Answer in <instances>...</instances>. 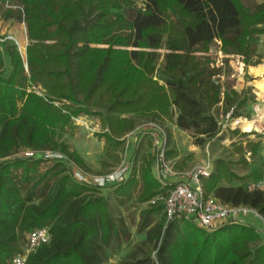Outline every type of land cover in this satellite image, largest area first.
<instances>
[{"label":"trees","instance_id":"obj_1","mask_svg":"<svg viewBox=\"0 0 264 264\" xmlns=\"http://www.w3.org/2000/svg\"><path fill=\"white\" fill-rule=\"evenodd\" d=\"M0 19L24 23L29 41L26 63L15 45L6 41L0 50V264H11L30 232L46 227L50 243L27 264H108L132 243L110 198L118 209L147 204L137 227L144 240L117 264H264L263 239L248 224L213 232L191 222L166 226L163 205L149 203L168 189L153 172L150 152H135L127 180L98 188L75 179L68 161L83 169L86 163L59 140L74 118H98L107 167L119 163L135 116L168 120L197 147L223 140L220 116L234 109V117H244L255 102L250 89L235 90L230 57L259 64L253 58L264 35V2L0 0ZM215 46L221 67L210 55ZM3 52L11 59L8 76ZM232 133L240 138L231 144L234 154L248 168L263 142ZM25 151L38 155L26 158ZM46 151L67 160L45 159ZM254 178L218 159L203 184L207 194L264 221V189H248Z\"/></svg>","mask_w":264,"mask_h":264},{"label":"rangeland","instance_id":"obj_2","mask_svg":"<svg viewBox=\"0 0 264 264\" xmlns=\"http://www.w3.org/2000/svg\"><path fill=\"white\" fill-rule=\"evenodd\" d=\"M139 3L142 4V1H139ZM9 37H13L14 40H7L8 45L6 47H9V45H15L24 62L26 63V49L29 44L26 25L24 23L17 22L16 20L4 21L0 19V39ZM3 49L4 45L0 42V50ZM162 53H164V51H162ZM210 55L216 60V66L221 67L223 65L222 62L224 56L217 46L213 47ZM3 58L5 62V76H8L12 71L11 59L7 52H3ZM230 58V65L232 68L231 81H233L235 87L237 85L239 76L243 77L245 75V72H243L245 69V62L243 58L239 56ZM223 80L225 79H222V81ZM58 105L59 104L56 103V106ZM256 107L258 106L255 105L254 108ZM243 114L247 115L244 112ZM248 116H250L248 119L251 120L256 116V114L255 112H252ZM245 117L246 116H244V118ZM135 119L137 121L136 129L138 130L136 131L135 129L133 131H136L135 134L131 135L129 139L127 160L125 157L127 143H125V150L120 154L119 163L113 165L112 167H107V165L110 163H107L104 155V141L97 135L104 132L101 121L98 118L84 115L76 117V120H73V129L64 133L62 138L59 140L60 142H63L69 146L70 152L78 153L82 157L87 167L84 168L85 171L94 176H103L113 172L114 169L122 165L125 161H130V157L133 160V163L136 164L135 154L137 153L136 151L138 149H140V155L150 152L156 162V155H153L152 152L154 147L153 142L150 141L149 136L152 133H156L151 126L153 124H157L161 126L167 134V158L168 160H171L173 163H175L176 171L190 172L196 165L203 164L208 160L213 162L214 167V162L216 160L224 159L230 164L231 169L238 175L245 176L247 172H249L251 175H255V178L250 180L248 184L255 182L257 179L264 180V158L262 154L256 159L252 160L249 159V155H247V158L249 159L248 161L251 163L250 167L248 168L240 164L238 161L239 159L234 154V148L231 146V144L232 142H237L240 138L234 135L232 132L237 130H228L225 132V138L223 140L216 139L208 142L203 147H197L194 144L193 139L187 133L179 130L168 120L153 118L152 116H135ZM239 131L241 133L250 134V136L246 139L262 141L264 147V123L260 125L258 130L253 131L252 133H247L242 130ZM125 138H127V136ZM138 140L141 142L138 143ZM168 152L171 154L170 156H168ZM262 152H264V150H262ZM23 153L24 152L21 153L22 156H24ZM233 185L236 186V184ZM110 206L112 214L116 217L122 216L132 233L131 245L124 247L120 255L111 256V262H108V264H115L113 262L116 261V259L119 261L124 259V257L134 248L135 245L144 240L143 235L137 234V227L141 220V212L147 208V204L140 205L134 201L132 204L128 205L127 208L118 209L117 205L114 203V200L110 198ZM241 219L260 233L263 239L262 243H264V221L254 213L242 215Z\"/></svg>","mask_w":264,"mask_h":264},{"label":"built area","instance_id":"obj_3","mask_svg":"<svg viewBox=\"0 0 264 264\" xmlns=\"http://www.w3.org/2000/svg\"><path fill=\"white\" fill-rule=\"evenodd\" d=\"M7 40H14V38L9 37L0 39V42L4 43ZM255 114V117L259 114L258 107L255 108ZM220 119L222 121L220 123L221 132L219 136L228 130H242L239 124L240 120H249L244 117H234V109L225 116H220ZM73 120L75 121L76 118ZM151 127L156 132L150 135L154 146L152 152L153 155H156L155 176L162 185V189H168L166 193L157 195L149 203L151 205H156L158 203L163 205L166 226L171 222H191L208 232H213L228 225L246 224L241 219L242 215L254 213L259 216L256 211L248 207L227 205L216 199L213 195L207 194L203 180L209 178L213 173L214 167L211 160L196 165L190 172L176 171L175 163L167 158V134L165 130L157 124H153ZM137 130L138 129H136V131ZM135 132L130 133L127 135V138H125L127 143L125 152L126 160L128 157V142L131 135H134ZM23 155L26 158H32L38 154L34 151H25ZM41 155L48 160H67L62 154L49 151L43 152ZM68 165L73 170V176L77 181L98 188H105L124 182L134 169V163L131 157L130 161H125L122 165L114 169L113 172L103 176L91 175L71 161H68ZM248 189H264V180L249 184ZM50 241L51 236L47 227L33 230L27 238L24 253L15 256L11 264H27L29 255L36 253L42 247L48 245Z\"/></svg>","mask_w":264,"mask_h":264},{"label":"crops","instance_id":"obj_4","mask_svg":"<svg viewBox=\"0 0 264 264\" xmlns=\"http://www.w3.org/2000/svg\"><path fill=\"white\" fill-rule=\"evenodd\" d=\"M257 3H263L264 0H255ZM259 62L258 65L254 66H248L244 65V71L245 75L239 76L237 85L235 86V90L239 93L251 90L253 96L255 97V102L252 104H249L243 112L248 116L252 112H255L254 106L257 105L258 108L264 109V35L262 36L258 47L256 54L253 58V62ZM249 112V113H248ZM250 117V116H248ZM253 117V116H252ZM244 132H252L254 129L251 125V120H245L243 119V127L241 128ZM141 141L138 140V143ZM264 150V147L263 149ZM263 158H264V152H261ZM153 172L155 174V169H153ZM262 219V218H261ZM119 260L116 259V261H112L113 263L117 264ZM111 262V260L109 261Z\"/></svg>","mask_w":264,"mask_h":264},{"label":"bare ground","instance_id":"obj_5","mask_svg":"<svg viewBox=\"0 0 264 264\" xmlns=\"http://www.w3.org/2000/svg\"><path fill=\"white\" fill-rule=\"evenodd\" d=\"M259 114L257 117H255L253 120H251V125L254 130H258L260 125L264 123V109L258 108ZM240 127H243V119L239 122Z\"/></svg>","mask_w":264,"mask_h":264},{"label":"water","instance_id":"obj_6","mask_svg":"<svg viewBox=\"0 0 264 264\" xmlns=\"http://www.w3.org/2000/svg\"><path fill=\"white\" fill-rule=\"evenodd\" d=\"M26 68H27V66H26Z\"/></svg>","mask_w":264,"mask_h":264}]
</instances>
